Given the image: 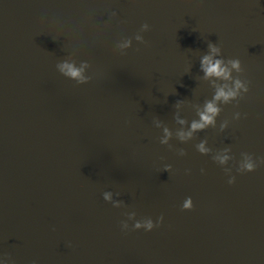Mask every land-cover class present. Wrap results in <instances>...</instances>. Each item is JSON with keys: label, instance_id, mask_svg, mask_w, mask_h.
I'll return each instance as SVG.
<instances>
[{"label": "water", "instance_id": "obj_1", "mask_svg": "<svg viewBox=\"0 0 264 264\" xmlns=\"http://www.w3.org/2000/svg\"><path fill=\"white\" fill-rule=\"evenodd\" d=\"M208 42L249 92L181 141L222 82ZM241 153L264 157V0H0V264H264V165L238 173Z\"/></svg>", "mask_w": 264, "mask_h": 264}, {"label": "clouds", "instance_id": "obj_2", "mask_svg": "<svg viewBox=\"0 0 264 264\" xmlns=\"http://www.w3.org/2000/svg\"><path fill=\"white\" fill-rule=\"evenodd\" d=\"M115 15V13H113ZM149 31V25L147 23L143 24L140 28V32H138L134 39L140 43H146L144 37L140 34L142 32ZM123 43L117 45V48L123 50L128 49L132 46V39L126 38L123 39ZM208 52L201 56L200 58V66L201 70L204 73V78L208 79L210 77L218 78L222 81L219 84H216L213 81L214 86V95L211 99L206 100L204 102V108L202 111L197 113L199 119H193L190 123V130L179 131L177 132V136L181 141H185L191 139L193 137V133L196 131H202L206 129L208 126H212L215 128L216 126V117L220 115L222 109L218 107V102L220 104H230L233 101H238L243 98V95L249 92V81L242 80L239 75L233 76V72L237 74H242L244 69L242 68L241 61L239 59H223V58H215L221 57L222 49L216 43L208 42ZM121 54H124V51H120ZM58 71L65 77L70 78L76 81L78 84H86L91 80L90 76H85L83 74V70L85 68L91 67L88 61H81L80 67H77L74 61L63 60L62 62L56 65ZM181 101H177L176 107H179ZM241 114L239 112L234 113L233 119L239 120ZM175 120L179 124L187 123V120H182L177 115ZM155 126L157 128L162 127V122L158 119L154 120ZM228 126V121L225 120L220 125V131H224ZM163 134L164 138H160V143L162 145H167L170 149L172 145L169 144V138L172 136V132L169 127L163 126ZM205 143L207 140H203L196 145V149L199 153L206 154L211 150L205 147ZM225 152H230V148H225ZM179 155H186V152L183 149L179 150ZM242 159L238 162V166L236 167V171L238 173H246L253 172L260 165H264V157H260L257 160L253 159V156L249 153H241ZM214 161L219 160L221 164L225 163L229 159H233V157L229 156H215L212 158ZM165 171L171 170V165H165ZM226 174H231V168L224 169ZM203 171V169L201 170ZM229 184L235 183V176H231L228 180ZM109 197L107 194L104 195V199L107 200ZM193 202L191 197L185 199L182 204V210H192ZM163 221V216L158 218L156 224L149 219L145 224L136 223L134 226V230L145 229L146 231H151L154 227H158L160 223ZM124 227H127L126 225Z\"/></svg>", "mask_w": 264, "mask_h": 264}]
</instances>
